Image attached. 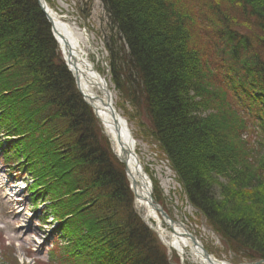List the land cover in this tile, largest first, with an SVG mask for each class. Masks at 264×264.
<instances>
[{"label":"trees","instance_id":"trees-1","mask_svg":"<svg viewBox=\"0 0 264 264\" xmlns=\"http://www.w3.org/2000/svg\"><path fill=\"white\" fill-rule=\"evenodd\" d=\"M103 2L122 99L144 106L148 134L226 250L264 260V0ZM0 136L34 198L55 202L64 236L48 264H171L38 0H0Z\"/></svg>","mask_w":264,"mask_h":264},{"label":"rangeland","instance_id":"rangeland-1","mask_svg":"<svg viewBox=\"0 0 264 264\" xmlns=\"http://www.w3.org/2000/svg\"><path fill=\"white\" fill-rule=\"evenodd\" d=\"M47 2L54 10L65 15L67 20L88 41L87 51L90 60L94 63L96 70L107 80L111 94L113 93V105L127 121L134 139L138 143L136 150L152 181L154 199L159 200L158 203L172 220L183 223L215 259L229 264L246 263L226 250L220 237L208 227L205 218L189 204L178 174L173 169L170 160L148 134L150 122L144 106L135 102L132 104L126 99H122L118 92L113 81L114 75L107 48V41L111 44V37L116 33V27L111 22L110 14L103 0H47ZM59 2H62L65 8ZM77 90L81 93L78 87ZM136 97L140 102V96ZM96 119L102 137L111 143L101 120ZM251 136L253 137V135ZM247 137L246 134L243 136L244 139ZM1 138L6 141L5 137L0 136ZM256 138L254 135V139ZM254 139L252 144L255 142ZM4 160V155L0 152V264H48L49 249L54 248L60 236L59 233L55 240L54 238L48 240L50 238L48 235L56 230L59 223L58 219L60 220L59 216L56 215L58 212L53 210L55 202L34 198L33 192L31 193L34 184L32 185V178L28 173L23 174L26 172L25 167V171L20 174L17 165L11 170L7 168ZM28 186L30 190L27 191L26 195H20L21 192H26ZM17 201H19V205ZM42 202L46 207L42 205ZM35 206L38 211L35 210ZM138 211L144 217L143 211ZM137 214L139 213L137 212ZM51 224L53 225L51 226ZM28 231L30 233L26 235ZM155 234L160 244L165 247L170 263L182 264L180 255L175 251H169L158 233ZM184 259L185 264H200L194 261L188 249Z\"/></svg>","mask_w":264,"mask_h":264},{"label":"bare ground","instance_id":"bare-ground-1","mask_svg":"<svg viewBox=\"0 0 264 264\" xmlns=\"http://www.w3.org/2000/svg\"><path fill=\"white\" fill-rule=\"evenodd\" d=\"M65 8L62 2H59ZM44 4L48 10L51 20L54 25L56 39L59 42L62 52L72 69L78 76L79 87L86 101L92 104L100 117L101 122L109 136L113 151L116 156L127 163L128 175L131 185L136 194V204L140 211H143L145 220L157 225L158 234L162 242L171 251L177 252L181 257H185L186 250H190V254L194 261L200 264H213L204 256L200 246H194L186 233H189L188 228L183 223H177L173 228L163 226L160 215L151 207V192L153 196L154 188L149 175L146 173L142 160L136 150L137 141L134 139L132 131L125 120L118 114L114 107H110L107 102L113 97L109 89L107 80L96 70L94 63L90 60L88 41L78 32V29L67 20L65 15H61L54 10L47 0ZM11 175V173H10ZM11 184V183H10ZM58 223L56 230L49 234L51 240L59 235V241L63 239V226ZM31 231V230H30ZM30 232L28 231L26 235ZM55 236V237H54ZM64 242V241H63ZM67 241H65L66 243ZM56 243V242H55ZM216 264V263H215ZM223 264H228L223 262Z\"/></svg>","mask_w":264,"mask_h":264},{"label":"water","instance_id":"water-1","mask_svg":"<svg viewBox=\"0 0 264 264\" xmlns=\"http://www.w3.org/2000/svg\"><path fill=\"white\" fill-rule=\"evenodd\" d=\"M38 1H39V4H40L42 10L46 13V16H47L49 22L53 25V22H52V20H51V17H50V15L48 14L47 9H46V6H45V4H44V0H38ZM53 32H54V35L56 36L55 29H54V25H53ZM63 55H64V54H63ZM64 59H65V61L67 62L65 56H64ZM67 66L69 67L70 71L72 72V74H73V76H74V78H75V80H76L77 86H78V88H79V90H80L78 76L72 71V69L70 68L68 62H67ZM80 92H81V90H80ZM81 93H82V92H81ZM82 95H83V94H82ZM83 97H84V95H83ZM84 100H85V102H86L89 106L92 107L95 116H96L98 119H100V117L97 115L95 109L93 108L94 106H93L92 104H90L88 101H86L85 97H84ZM107 104H108L110 107H112V104H113L112 99H109L108 102H107ZM118 114H119V113H118ZM100 120H101V119H100ZM110 142H111V141H110ZM111 143H112V142H111ZM111 143H110V144H111ZM111 147H112V149H113V146H112V145H111ZM118 159H119V161L124 165V167H125V171H126V175H127L128 180H129V182H130L129 175H128V172H129V171H128L127 163H126L124 160L120 159V158H118ZM130 184H131V182H130ZM131 189H132V191H133V194H134V197H135V200H136V194H135V192H134V189H133L132 185H131ZM150 196H151V198H152V200L150 201V202H151V207H152V209H153L156 213H158V214L161 216L162 220H163L167 225H169V227L173 228V226H174L175 224H177V222L174 221V220H172L171 217L168 215V213L163 209V207H162V206H161V205H160V204L154 199V197L152 196V192H151V195H150ZM136 201H137V200H136ZM185 236L190 238V240H191V242L193 243L194 246H200V247L202 248V251H203V253H204V256H205V258H206L207 260H209V261L212 262V258H213V262H215L216 264H223L222 262L216 260L213 256H211V255L208 253V251L204 248V246L199 242V240H198L194 235H192L191 233H186ZM215 263H213V264H215ZM249 264H264V260L257 261V262H255V263H249Z\"/></svg>","mask_w":264,"mask_h":264}]
</instances>
